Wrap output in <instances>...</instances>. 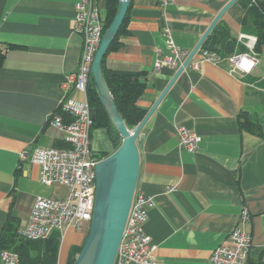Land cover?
Instances as JSON below:
<instances>
[{
  "label": "crops",
  "instance_id": "obj_1",
  "mask_svg": "<svg viewBox=\"0 0 264 264\" xmlns=\"http://www.w3.org/2000/svg\"><path fill=\"white\" fill-rule=\"evenodd\" d=\"M80 1L0 0L5 51L0 66V237L9 219L18 233L26 227L38 197L65 194L63 186L42 183L39 165L23 153L65 143L50 119L64 99L63 80L79 68L83 40L75 31V15ZM230 1L172 0L164 7L160 0H130L125 32L109 51L106 67L142 74L146 89L137 104L149 111L179 69L155 68L158 50L168 52L164 29L191 52ZM100 6L105 18L103 0ZM245 14L238 0L219 21L248 48L236 53L254 56V64L230 73L228 56H222L219 64L206 61L199 70L187 66L137 139L136 189L154 198L144 228L157 264H210L243 208L251 216L244 226L252 234L249 259L264 264V136L241 130L239 124L242 112L264 118V46L257 54L247 45L248 37H257L244 30ZM199 58L196 53L192 62ZM70 95L84 99L76 90ZM178 126L201 136L199 151L179 145ZM84 238L85 233L79 240H61L58 262Z\"/></svg>",
  "mask_w": 264,
  "mask_h": 264
},
{
  "label": "built area",
  "instance_id": "obj_2",
  "mask_svg": "<svg viewBox=\"0 0 264 264\" xmlns=\"http://www.w3.org/2000/svg\"><path fill=\"white\" fill-rule=\"evenodd\" d=\"M171 1L160 0V4L165 7ZM100 3L101 0H81L76 5L75 31L83 40L79 68L63 80L65 96L59 111L50 119V123L63 132L66 147L37 148L31 154L23 153V158H30L39 165L42 183L65 188L61 198L38 197L35 200L28 224L19 230L23 238L45 240L55 231L62 235L69 227L81 231L90 227L95 203L96 166L104 158L92 147L91 135L95 119L87 95L92 63L105 31V18ZM163 34L168 52L161 55L158 50L155 68L178 69L190 52L176 45L170 29L165 28ZM248 40L247 45L253 49L257 38L248 37ZM197 53L200 58L194 62L192 59L188 64L196 70L206 61L219 64L223 60L218 52L203 49L202 46ZM226 59L230 63L229 72L236 73L245 70V61L254 64L255 57L248 53H233ZM72 90L83 94L84 99L72 97ZM64 114L70 116V122H65ZM177 132L182 148L189 152L200 150L202 138L194 130L178 126ZM154 203L153 196L136 189L114 264H157L152 238L144 228L148 210ZM250 218L249 211L243 208L238 225L228 235L227 242L214 249L210 264H251L249 251L252 234L244 228ZM0 260L2 264H21L19 254L10 249L0 250Z\"/></svg>",
  "mask_w": 264,
  "mask_h": 264
},
{
  "label": "water",
  "instance_id": "obj_3",
  "mask_svg": "<svg viewBox=\"0 0 264 264\" xmlns=\"http://www.w3.org/2000/svg\"><path fill=\"white\" fill-rule=\"evenodd\" d=\"M236 1L238 0H231L217 14L144 119L136 128L129 129L118 111L102 70L103 58L120 31L130 5V0H119L116 15L104 31L99 49L95 54L91 67V81L97 86L99 98L112 124L122 137V143L96 166L95 203L89 233L82 250L72 264H114L139 178L140 152L137 139L171 85L194 58L224 12Z\"/></svg>",
  "mask_w": 264,
  "mask_h": 264
},
{
  "label": "trees",
  "instance_id": "obj_4",
  "mask_svg": "<svg viewBox=\"0 0 264 264\" xmlns=\"http://www.w3.org/2000/svg\"><path fill=\"white\" fill-rule=\"evenodd\" d=\"M103 1L105 5L106 30L116 15L119 7V0ZM241 2L246 9V14L242 21L243 28L245 31L250 32L257 37L253 50L255 53L260 54L263 52L264 46V0H241ZM128 13L120 31L103 58L102 70L120 115L125 121L127 127L129 129H134L144 119L148 112L137 104L139 98L144 94L146 89V83L141 79L142 74L137 72L109 70L105 64L109 51L116 48V45L119 41V36L125 32L124 29L128 19ZM202 48L216 51L221 56H230L231 54L238 51H248L246 46L239 44L235 38H232L229 29L224 26L221 21L215 25L210 35L203 43ZM4 60L5 51L0 46V66L3 64ZM87 95L92 112L95 115L92 131L95 128H104L111 139L114 150H116L122 142V137L112 124L110 117L99 98L97 86L92 81L89 82ZM64 120L65 122H70L71 118L70 116L64 114ZM239 124L241 130L264 136V118H254L247 112H242L239 115ZM59 147H66V143H63V145ZM109 154L110 152L108 151L102 152L104 157ZM17 231L18 229L14 224V220L9 219L0 237L1 249H10L16 251L20 256L21 264L58 263L62 240V235L59 231L53 232L52 235L45 240H31L23 238ZM88 233L89 229L84 241ZM84 241L81 245H75L71 248L68 259L69 264L74 262L76 256L82 250Z\"/></svg>",
  "mask_w": 264,
  "mask_h": 264
},
{
  "label": "rangeland",
  "instance_id": "obj_5",
  "mask_svg": "<svg viewBox=\"0 0 264 264\" xmlns=\"http://www.w3.org/2000/svg\"><path fill=\"white\" fill-rule=\"evenodd\" d=\"M92 146H93L94 150L97 151V153L99 155H101L103 151H108L110 153H112L114 151L113 145L111 143V139H110L107 131L104 128L93 129ZM70 228H72V229H70L71 231L67 230V229L64 230V233L62 235L63 241L71 240L74 238L76 240H79L78 239L79 236L83 235L84 233L86 236V234L88 232V230L81 231V230L76 229L75 227H70ZM66 255L67 256L65 257V260L61 262L62 264H65L68 261L69 254H66Z\"/></svg>",
  "mask_w": 264,
  "mask_h": 264
},
{
  "label": "clouds",
  "instance_id": "obj_6",
  "mask_svg": "<svg viewBox=\"0 0 264 264\" xmlns=\"http://www.w3.org/2000/svg\"><path fill=\"white\" fill-rule=\"evenodd\" d=\"M244 66H248V62L247 61H245V65Z\"/></svg>",
  "mask_w": 264,
  "mask_h": 264
},
{
  "label": "bare ground",
  "instance_id": "obj_7",
  "mask_svg": "<svg viewBox=\"0 0 264 264\" xmlns=\"http://www.w3.org/2000/svg\"><path fill=\"white\" fill-rule=\"evenodd\" d=\"M250 66V65H249Z\"/></svg>",
  "mask_w": 264,
  "mask_h": 264
}]
</instances>
